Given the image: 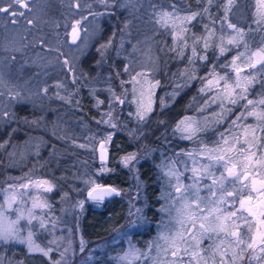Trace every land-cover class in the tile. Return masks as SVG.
<instances>
[{
    "label": "trees",
    "instance_id": "trees-1",
    "mask_svg": "<svg viewBox=\"0 0 264 264\" xmlns=\"http://www.w3.org/2000/svg\"><path fill=\"white\" fill-rule=\"evenodd\" d=\"M145 2L142 3L143 7H135V18L129 16L128 9V14L120 17L117 23L124 24L118 28L131 36L132 40L129 41L132 42L147 33L156 34L153 39L159 57V87L155 94V107L144 121H139L124 109L119 118L122 127H112L114 123L111 120L109 124L100 123L101 120H108L106 114L112 101L110 89L113 84L98 76L104 69L96 62L99 55L95 45L82 57L79 63L81 70L77 71H69L60 56L50 53V49L54 52L55 49H41L38 42L34 44V50L28 53L22 48L8 52L7 64L3 67L7 80L5 84L0 82V85L4 89L8 87L13 95L7 94L0 100V112L11 114V117L0 119V144H3L0 147V187L9 188L15 183L11 177L20 180L26 176V172L36 179L49 180L54 187L50 192L44 191L48 205L44 207L47 223L68 224L72 230H79L88 241L110 243L128 220L131 221L132 197L137 191L140 211L133 219L134 225L126 229L145 253L142 264H164L166 259L157 257L162 248L158 234L160 227L171 220L169 214L173 211L172 195L175 193L171 185L177 184L173 179L170 185L165 172L170 164L174 163L179 172L184 165L186 171L183 178H188L199 162L194 155H189L190 150L209 140L211 131H201L187 139L176 130L177 124L196 112L215 118L222 116L224 110L218 105L223 100L221 88L214 87L210 91L207 80L201 79H209L215 73L234 75L232 79L237 73L236 69H240L246 76L244 85L248 90L243 93L246 99L238 100L233 106L231 121L241 114H247V100L254 101L253 105L248 106L249 111L264 99V61L252 64L251 55L259 46L264 47V20H261L264 12L257 9V0H233L227 13L225 5L228 0H212L211 4L208 0H148L149 3L144 6ZM171 5H175L177 13L193 11L201 15L187 26H168L167 31L160 28L156 31L154 27L159 24L155 23L154 12L172 11ZM205 8L207 12H204ZM229 15L235 17L229 20ZM137 23H140V27L132 36V30L139 26ZM231 23L244 31L243 40L238 46L229 43L235 35L228 28ZM109 29L107 32L110 33ZM52 32L51 29L44 31L46 35ZM104 33L101 42L107 37ZM181 37L186 44L181 42ZM135 43L140 44L139 49L143 48L138 39ZM205 43L209 44L207 49H204ZM193 47L196 48L195 56ZM221 47L226 49L222 55ZM37 48L48 51L42 55ZM181 50L183 56L180 55ZM204 55L208 56L206 61L198 59ZM190 59L192 63H189ZM115 65L126 79V56L121 54ZM210 72L213 74L210 75ZM192 76L196 78L192 79ZM202 88L203 92L200 91ZM213 99L217 102L212 103ZM209 101L214 105L212 111L206 108ZM226 102L229 101L223 100V106L227 105ZM108 135H111L108 142L110 157L102 162L98 155L99 143ZM31 137L37 138L34 148L21 161H14L13 149ZM130 152L137 153L138 162L133 167H125L121 157ZM89 179L96 183L111 182L121 188L120 194L98 205L87 198L92 185L85 181ZM203 179L207 183L211 181L210 177ZM169 193L170 196L166 195ZM81 201L82 205L79 203ZM162 206L166 211H161ZM42 236L37 240L47 248L44 246L46 238ZM27 253L25 247L14 251L16 258L29 260ZM30 264L34 263L31 261ZM168 264H174V261ZM175 264L185 262L181 259Z\"/></svg>",
    "mask_w": 264,
    "mask_h": 264
},
{
    "label": "rangeland",
    "instance_id": "rangeland-1",
    "mask_svg": "<svg viewBox=\"0 0 264 264\" xmlns=\"http://www.w3.org/2000/svg\"><path fill=\"white\" fill-rule=\"evenodd\" d=\"M41 2L42 7L41 4H36L34 11L29 12L31 14L27 15L28 19H32L34 16L36 17L32 24H28L25 20V24L23 26L22 17L17 18L18 21H21L19 24L20 31L17 29L12 30L9 33L10 41L8 42V45L6 44V47L12 48V50L14 47L21 48L20 44L25 42V39H27L28 49L34 50V44L39 42L41 49H43V47L55 49V52L50 49V53L60 56L61 62L63 63L65 59H67L69 63L66 67H71L73 70L77 71L79 69L81 70L79 63L81 62L82 57L91 50L93 45H95L99 55L96 62L99 67L104 69V71L102 70L98 73V76L105 78L113 84L111 85L113 88L110 89L112 101L108 110L112 114L111 121L114 125L116 127H122L119 122V118L124 109L129 111L136 119L138 106H142L144 109L150 107V112L153 111L156 101L155 94L159 87V85L156 84V81H158L157 72L159 68V57L157 47L155 45L156 42L153 39L156 38V34L151 35L150 33H147L136 37L135 42L136 39H138V41L142 43L143 48L139 49L140 44L129 41L132 40V37L124 34V31L119 29L120 26H123L124 24L122 23V25H118L115 23L111 25L110 33L107 35L105 40L102 39L103 42H101V35L104 31H106V29L101 25L99 19L104 12L103 8L105 5L101 4L99 0H42ZM77 2L80 3L79 8L76 7ZM135 2V0H132L130 4H135ZM146 3L149 2L146 1L144 6H146ZM125 4H129V0H121V5ZM257 9L261 13L264 12V5L258 4ZM121 11L124 13L125 9H122ZM168 11L171 12L170 10ZM192 12H175V16L169 20L168 26H174L175 28L187 26L193 20L186 21L184 17L190 16ZM96 13L102 14L95 15ZM53 15H55L56 19H60V23L62 25L57 29L50 28L53 32L46 35L44 31L46 32L49 30V28H46L47 23H49L46 19L52 18ZM234 17L235 15H229V20ZM76 20H80L81 22L79 25L81 34L80 38L75 43H72L71 25ZM137 25H139L136 27L138 29V27H140V23H137ZM36 26L38 29H36ZM130 28L131 27H129V29ZM154 28L156 31L158 28L164 31L168 30V27L165 28L159 25ZM41 41H43V43H41ZM109 41H111L110 44ZM101 45H107V47L101 48ZM57 48H59V52L56 51ZM261 48L262 47L259 46L252 53L257 52ZM37 49L39 51L41 50L39 48ZM47 51L43 50L41 52L42 55H44L45 52L47 53ZM6 52L7 51H5L4 48L3 51H1L2 56L0 53V82H2V84H5L7 80L5 70L3 69L5 65L4 62L7 61ZM121 54L126 56V66L124 68V70L127 68L126 79L119 71H117V66L115 65L117 58L120 57ZM256 59V57L252 56V64H258ZM112 65L114 66V71L112 70ZM241 72L242 71L236 73L235 77L232 79L230 78L234 75L227 74L228 84L233 88L235 87L234 85L237 79L240 80L241 84H244L246 76ZM138 73L140 75H137ZM218 76H223V74L215 73V75L209 79L215 80ZM133 77L135 79H133ZM122 81L125 82L123 85L121 84ZM223 83L224 82L221 81L217 88L222 89ZM0 93H2L0 94L2 95L0 100H2L7 94H11L10 96L13 95V92H11L8 87L4 89L2 85H0ZM115 97H120L121 100H124V103H119ZM211 104L212 103L210 102L206 108L211 109L212 111L211 107L214 108V105L212 106ZM218 105L221 106L220 102ZM219 106H217V108ZM233 106L234 105L230 102H228L227 105L222 106L221 108L224 111H222L223 113L221 117L219 115L216 116L215 114H213V116H216V118L212 116L209 117L208 115L204 116V114L196 112L195 114L187 115L184 117V120L180 122L182 127L190 124L193 128L199 129L196 133L211 130L209 140L198 144L196 147H192L190 150L191 154L199 161L197 169H199L201 165H207L209 163V156L216 157L222 155L225 157V161L211 168L212 175L210 176L211 181H209V183L204 182V179L200 181V185H198L200 188L199 195L203 199L197 202L199 204V211L196 210L195 205H193L191 209L185 208L186 203L191 204L193 200H195V197L191 193L186 194L183 198L178 197L176 193H173L172 196L174 204L171 206L173 207V211L169 214V218H171V220L166 221V223L160 227V232L158 234V240L160 241L162 248L159 250L160 253H158L157 257L166 259L164 264L170 263L173 261V258L171 257L170 241L166 242L161 238V236L172 237L177 233L186 238L183 241H177V246L181 249L179 255L182 257L185 264H190L189 256L183 251L185 248L188 249L189 253L193 251L201 252L203 259L199 261V264H264V253H260L258 248L255 251L251 249L246 251L243 254V259H240L239 255H237V259L234 262L231 261L229 257L234 251H237L235 238L227 236L224 232H219L218 234L210 232L208 235H202L199 227L201 224H203L205 228L215 227L218 223L223 222L226 224L228 232H233L237 231L238 225L241 233V239H244L246 243L251 242V235H255L257 231V222L251 217H248L247 220L244 218L237 219L235 224H232L230 220H224L225 215L234 210L232 207L233 202L230 198H228L227 205L220 206L222 210L219 213L213 212L209 215L211 210L218 207L216 203L211 202L212 200L219 199L221 195L227 197L228 192H234L240 187L239 183H230L229 181L231 178H229L224 181V192L221 193L214 188L213 191H216V197H211L205 185H210L213 179L219 181L222 175L227 176L224 164L226 163L228 167L235 165L236 171L242 175L246 170L249 172L256 171V169H253L251 166L247 169L245 168V165L248 164V161L244 159L245 154L251 156L252 152L256 153V156L252 157L253 163L257 160H264V122L258 121L254 116H248L247 119H235L231 121V117L234 115ZM249 111H255L256 113L264 112V105H259L257 103ZM150 112L147 113L146 118ZM107 119L109 120L108 115ZM234 121L235 124L233 123ZM130 131L131 133L134 132L132 129ZM218 132L223 134L221 138H219L221 135ZM212 136L216 137L213 138ZM253 137H255V139ZM35 139L37 138L31 137L27 142L18 144V147L13 149L12 158L14 161H21L24 156L29 154L30 150L34 148ZM245 140H247L249 144L253 145L251 150H249L247 145H245ZM242 147L244 148V153L240 152ZM133 153L137 156L136 152H130V154ZM124 157H121L122 161ZM134 165L136 164L134 163L131 166L133 167ZM183 166L184 165H182L181 168L182 171L179 172L182 174L180 182L185 185L191 184L193 181L189 178L193 175V173L190 172L188 174V178H183L185 174L184 172L186 171L183 169ZM257 169L264 172V169L259 168L258 165ZM25 174L26 176L20 180L13 179L11 177V179L15 181V183H12L13 188L10 189L0 187V206L7 207L6 197L10 199L13 194L16 196V200L12 203V208L8 209L7 212V215L11 219H15L17 214L15 210L17 208L23 210L25 215H27V210L32 208L33 200H36L39 203L47 204V201H45L44 198L43 189H36L31 184H29L27 189L20 188L21 184H28L29 180H39L30 174V172H26ZM256 178L260 179V176L257 175ZM42 180L47 179L42 178ZM247 183H250V181ZM116 187L118 186L116 185ZM119 189L121 191V188ZM247 195L248 192L245 190L241 198H244ZM132 198L133 206H131V211L133 212H131V221L128 220L125 227L115 235L114 239H111V243L107 241H88L83 237L79 230H72L68 224H48V220L44 214V208L37 207L33 209V212L37 217H40L44 221L45 227L40 228L38 220H33L31 226L28 225L26 219L21 220L19 224V227L21 228V236H27L28 231L31 230L33 232L34 244L44 249L51 248L54 253L52 254L51 251L48 256H45L39 251H29L28 246L19 241H9L7 243L0 241V264H10V262L11 264H30L31 261L34 264H54L55 261L61 260L60 253L63 252L65 248H68L69 250L65 253L61 264H64L65 261L67 264H111L112 262L115 264H128L127 261L122 262L119 258L124 256L125 253L129 251L130 247L138 250V256L140 259L133 260L131 264H142L141 259H144L145 253L138 243L133 240L128 229H126L128 226L134 225L133 219L138 214L137 209H139L137 205V191H135V195ZM255 202V194H253L251 206L254 207ZM102 203L103 202L97 204L99 205ZM235 206H239L238 200L235 201ZM192 213H195V218L189 219ZM216 215L221 217V221H217L215 219ZM244 215L247 216L246 213ZM248 225L251 226V232L248 231ZM41 235H43V238H46L47 245L45 244L44 246H47V248L40 245L37 240V238ZM190 235H194L195 239H187ZM53 240L56 241L55 244L51 243ZM82 240L84 242L83 252L80 251ZM116 240L122 241L118 243ZM197 241H200L199 248L195 247ZM23 247H25L28 252L26 257L29 260L16 258L14 254V251L22 250ZM241 247H246V244ZM165 249H169V251L165 252ZM221 254L224 255L222 256ZM191 264H197V262L193 260Z\"/></svg>",
    "mask_w": 264,
    "mask_h": 264
},
{
    "label": "snow or ice",
    "instance_id": "snow-or-ice-1",
    "mask_svg": "<svg viewBox=\"0 0 264 264\" xmlns=\"http://www.w3.org/2000/svg\"><path fill=\"white\" fill-rule=\"evenodd\" d=\"M0 2L6 3L7 7H0V13L9 15L12 19L13 22L16 21L17 17H24L26 19V22L28 24H32L36 17L34 16L32 19H28L25 15V12L19 9H24L27 10L28 12H33L35 7H36V0H0ZM101 4H104L105 7H108V0H99ZM115 2V0H113ZM132 0H129V3H131ZM258 4L264 5V0H257ZM208 3L211 4L212 0H208ZM233 4V0H228L227 5H225V11L227 13L228 10H230V6ZM123 6V5H121ZM76 7H80V3H76ZM172 11H159V12H154V19L155 23L161 25L162 27L167 28L168 27V22L170 19L174 18L175 16V5H171ZM208 9L205 8L204 12H207ZM92 14V13H90ZM102 13H96L95 15H101ZM201 15L199 12H192L190 16L184 17L186 21H191L195 19L197 16ZM227 17L225 16V19ZM261 20H264V13L261 14ZM80 20H76L72 25H71V40L72 43H75L79 38H80ZM58 26V25H57ZM67 26V25H66ZM207 28V26H205ZM228 28L232 29L235 35L231 40H229L230 44L233 45H239V42L243 40L244 37V31L243 29H238L235 24H228ZM174 41L176 40L175 35L173 36ZM181 42L186 44V41L183 40V37H181ZM43 43V41H41ZM111 41H109V44ZM107 45H101V48H105ZM209 47V44L205 43L204 44V49H207ZM19 50V49H17ZM57 52H59V48L56 49ZM226 51L225 48L221 47L220 48V53L221 55ZM193 56L196 55V48H192ZM180 55L183 56V50H181ZM252 56L256 57V62L259 63L260 61H264V47H262L260 50L257 52H254L251 54ZM14 59V58H13ZM200 60H207L208 56H200L198 57ZM235 57L233 58V66L235 65ZM68 60L65 59L64 64L68 65ZM189 63H192V60H189ZM255 65H253L254 67ZM69 71H72V68L69 67ZM127 71V68L125 69ZM237 73L240 72V69H236ZM214 72V70H213ZM213 72H210L209 74L212 75ZM137 75H140L139 73ZM192 79H195V76L191 77ZM133 79H135L133 77ZM202 80H207V86L209 90L211 91L214 87H218L220 85V82L223 81V87L222 89H219L222 92L223 95V100H228L231 104L235 105L238 103V100L240 99H246V97L243 95V93L247 92V87L244 84H241L240 80L237 79L235 82V87L233 88L231 85L228 84V76L227 74L223 76H218L215 80L212 79H207V77L201 78ZM125 82H121L123 85ZM248 84L251 83V81L247 82ZM156 84H159V81H156ZM59 87H62V85H58ZM239 90V93L237 92ZM46 91V90H45ZM201 92L204 91L202 88L200 90ZM61 99H64V97H60ZM119 103L123 104L124 100H121L120 97H115ZM223 100H221V106H223ZM217 101L215 99L212 100V103H216ZM207 103V101H206ZM259 105H264V100H260L257 102ZM254 101L252 100H247V104L245 105V111L246 115L241 114V116L237 117V120L241 119H247L248 116H254L258 121L264 122V112L261 113H256L255 111H247V108L249 105H253ZM151 111V108H142V106H138L137 111H136V117L139 121H144L147 113ZM106 115L109 116V120H101L100 123H105L109 124L111 120V112L107 113ZM131 115V113H130ZM5 116L11 117V114L8 112H0V119H2ZM32 123H35L33 121ZM235 124V121L233 122ZM112 127H115L114 124L111 125ZM176 130L180 132L183 136V138L191 139L193 135L199 130L196 128H193L190 124L186 126H181V124H177ZM254 131V130H253ZM223 136V134H221ZM255 139V137H253ZM111 141V135L106 136L103 140L100 141V146H99V151H100V159L103 162L106 159V152H107V143ZM7 143V142H5ZM245 145H247V148L251 150L253 147L252 144H249L247 140H245ZM0 147H3V144H0ZM80 147H85V145H80ZM241 153H244V148L242 147L240 149ZM177 155H180L179 153ZM191 155V153H189ZM256 156L255 152L251 153V156L249 155H244V159L248 161V164L245 165V168L247 169L249 166H251L253 169H256L255 172H249V171H244L243 174H239L236 171V166L233 165L232 167H228L227 164H224L225 171L227 172V176H221L219 181L213 179L210 185H205V187L208 188V191L211 195V197H216V191H213V189H217L221 193L224 192L225 186H224V181L231 178L229 181L232 184L239 183L240 187L234 191V192H228L227 197L224 195H221L219 199H214L211 202L216 203L218 205L217 208L213 209L210 211L209 215H211L213 212L214 213H219L222 209L220 206L222 205H227L228 204V198L231 199L232 207L234 208L233 211L228 212L227 215H225L224 220H230L232 224H235V221L237 219L244 218L247 220L248 217H251L253 220L257 222V231L255 235H251L250 243H246L244 239H241V233L239 231V226L237 225V231L233 232H228L226 224L223 222L218 223L215 227H209L205 228L203 224H201L199 227L201 229L202 235H208V233H219V232H224L227 236L235 238V243L237 246V251H234L232 255L229 257L231 261H235L237 259V255H239L240 259H243V254L248 251V250H259L260 253H264V172L259 171L257 169V165L259 168L264 169V160H257L254 163L252 162V157ZM209 163L207 165H201L199 169L193 168L192 173L193 175L189 178L193 182L191 184H183L180 182L181 179V173L175 168V164H170L168 166V170L165 172V175L169 178V184L171 185V181L175 179L177 181L176 185H171L174 188V191L178 197H185L186 194L191 193L194 197L195 200L191 204L186 203L185 208L191 209L193 205H195L196 210L199 211V204L197 203L198 201L202 200L203 198L199 195L200 188L198 185H200V181L204 177H210L212 175L211 173V168L215 167L217 164H221L222 162L225 161L224 156H216L208 157ZM123 164L125 167H129L133 165L135 162H137V156L136 154H129L128 156L123 158ZM195 162V161H194ZM104 170V169H101ZM259 175L260 179H257L256 176ZM250 181V183H247ZM86 184L92 185V187L89 188L88 193H87V198L91 201H94L96 203H100L104 201L106 197H110L112 195H119L120 193L118 190L112 186H106L102 185L99 183H96L95 180L89 179L85 181ZM29 184H31L34 188L36 189H43L45 192H50L52 188L54 187L53 185L50 184L49 181L47 180H38V181H32L29 180L28 184H21L20 188L27 189L29 187ZM13 186L9 185V188L11 189ZM247 190L248 195L244 198H241ZM253 194H255V205L254 207L252 205L253 201ZM166 195H171L166 194ZM7 207L0 206V241H3L5 243L9 241H19L21 243H24L28 246L29 251H39L43 253V255L48 256L49 253L52 251L51 248H40L39 246L34 244L33 241V232L31 230L28 231L27 236H21V228L19 227L20 221L21 220H27L28 225H32L33 220H38L39 221V227L44 228L45 223L44 221L40 218L37 217L33 209L40 207H48L46 203H39L36 200H33V205L32 208H29L27 210V215H25L24 211L17 208L16 211V217L15 219H11L8 215V209L12 208V203L16 200V196L13 194L11 198H7ZM238 200L239 206H235V201ZM81 205L83 204V201L79 202ZM139 209H137V213H139ZM161 211H166V209L161 208ZM247 214L245 216L244 214ZM195 218V213H192V215L189 217V219H194ZM215 219L217 221H221V217L219 215H216ZM248 231L251 232V226L248 225ZM162 239H164L166 242L170 241V251H171V257L173 258L174 264L175 262H178L182 259V257L179 255L181 249L177 246V241H183L186 239L185 237L180 236L179 233L175 234L172 237L168 236H161ZM187 239H195L194 235H190L187 237ZM51 243L55 244L56 241L53 240ZM70 244V242H69ZM246 247H241L242 245H245ZM58 246V245H57ZM200 246V241L196 242L195 247L199 248ZM68 248H65L63 252L60 253L61 260L55 261L54 264H61V261L63 260L65 253L68 251ZM80 251H84V242L83 240L81 241L80 245ZM169 249H165V252H168ZM184 253L189 256V261L190 264L193 260L199 264V261L203 259V256L201 255V252L199 251H193L191 253L188 252V249L185 248L183 249ZM222 256L224 254H221ZM139 259L138 256V250L131 248L129 249L128 252L125 253L124 256L120 257V261H127L128 264H131L133 260ZM11 264V262H10ZM64 264H67L65 261Z\"/></svg>",
    "mask_w": 264,
    "mask_h": 264
},
{
    "label": "flooded vegetation",
    "instance_id": "flooded-vegetation-1",
    "mask_svg": "<svg viewBox=\"0 0 264 264\" xmlns=\"http://www.w3.org/2000/svg\"><path fill=\"white\" fill-rule=\"evenodd\" d=\"M42 0H36V4H41L42 7ZM135 4H125L123 6H121V0H115V2H113V0H108V7H104L103 10V14L100 16L99 21L101 22V25L104 26V28L106 29V35L109 34L108 31V27L110 28L109 30H111V25L118 23L119 17H124V15L128 14L126 13L127 10L129 9L130 12V17L133 19L135 18V15L133 14L135 11V13H137V9H135V7L137 8V6L143 7V2L144 1H148V0H135ZM150 1V0H149ZM0 7H7L6 3L0 2ZM122 9H125L124 13L121 11ZM25 12V15L27 17V15H30L31 13H29L27 10L24 9H19ZM120 13H119V12ZM134 11V12H133ZM17 18H21V17H17ZM16 18V21L13 22V19L6 14L0 13V53L1 51H3V49L5 48V51H12V48H8L6 47V44L8 45L9 40V33L12 30H19L20 31V22L18 21ZM22 25L24 26L25 24V18L22 17ZM46 21H49V23H47L46 28H52V29H57L59 27H61V23H60V19H56V18H47ZM58 25V26H57ZM36 29H38V27L36 26ZM137 30V28H136ZM135 29L132 30V36L134 34H136ZM81 34V33H80ZM135 36V35H134ZM38 45H40V43L38 42ZM20 47L22 49H25L27 47V39H25V42H23L22 44H20ZM14 48H18V47H14ZM136 49V47H135ZM14 50V49H13ZM27 53L30 51V49H28V47L26 48ZM6 52V57L8 56V53ZM2 56V53H1ZM0 56V57H1ZM5 56V55H3ZM4 64H7V61L4 62Z\"/></svg>",
    "mask_w": 264,
    "mask_h": 264
},
{
    "label": "water",
    "instance_id": "water-1",
    "mask_svg": "<svg viewBox=\"0 0 264 264\" xmlns=\"http://www.w3.org/2000/svg\"><path fill=\"white\" fill-rule=\"evenodd\" d=\"M100 144V143H99ZM100 146V145H99ZM107 146V152H106V159L104 160V161H108V159H109V157H110V150H109V146L108 145H106ZM98 155L100 156V151H99V149H98ZM99 184H102V185H106V186H112V187H114V188H116L117 190H118V192H120V189L118 188V187H116V185L115 184H113V183H111V182H109V183H99ZM113 196H115V194L114 195H112V196H110V197H106L104 200H108V199H110L111 197H113Z\"/></svg>",
    "mask_w": 264,
    "mask_h": 264
}]
</instances>
